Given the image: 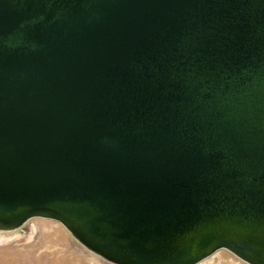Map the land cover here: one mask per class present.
<instances>
[{"label":"water","instance_id":"1","mask_svg":"<svg viewBox=\"0 0 264 264\" xmlns=\"http://www.w3.org/2000/svg\"><path fill=\"white\" fill-rule=\"evenodd\" d=\"M110 264H264V0H0V231Z\"/></svg>","mask_w":264,"mask_h":264},{"label":"rangeland","instance_id":"2","mask_svg":"<svg viewBox=\"0 0 264 264\" xmlns=\"http://www.w3.org/2000/svg\"><path fill=\"white\" fill-rule=\"evenodd\" d=\"M0 264H110L85 249L59 223L32 218L12 231H0ZM199 264H246L219 250Z\"/></svg>","mask_w":264,"mask_h":264}]
</instances>
